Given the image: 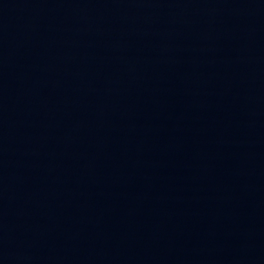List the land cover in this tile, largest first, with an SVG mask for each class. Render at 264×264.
Here are the masks:
<instances>
[{"label":"water","instance_id":"95a60500","mask_svg":"<svg viewBox=\"0 0 264 264\" xmlns=\"http://www.w3.org/2000/svg\"><path fill=\"white\" fill-rule=\"evenodd\" d=\"M0 264H264V0H0Z\"/></svg>","mask_w":264,"mask_h":264}]
</instances>
